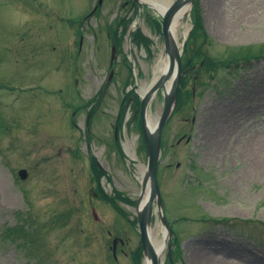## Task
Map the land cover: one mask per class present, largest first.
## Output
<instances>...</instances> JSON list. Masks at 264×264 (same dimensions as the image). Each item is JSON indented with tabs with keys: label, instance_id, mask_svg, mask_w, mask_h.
Masks as SVG:
<instances>
[{
	"label": "rangeland",
	"instance_id": "obj_1",
	"mask_svg": "<svg viewBox=\"0 0 264 264\" xmlns=\"http://www.w3.org/2000/svg\"><path fill=\"white\" fill-rule=\"evenodd\" d=\"M193 2L201 28L188 38L192 5L178 30L182 61L191 60L186 94L157 167L173 233L161 264H192L199 253L264 264V0ZM132 4L0 0V264H143L133 220L147 156L134 97L116 118L125 92L139 96L152 82L164 49L161 16ZM122 18L116 43L109 26L119 35ZM136 29L148 47L132 40ZM209 58L224 64L212 70ZM154 96L151 119L163 107ZM151 220L161 237L159 215Z\"/></svg>",
	"mask_w": 264,
	"mask_h": 264
},
{
	"label": "water",
	"instance_id": "obj_2",
	"mask_svg": "<svg viewBox=\"0 0 264 264\" xmlns=\"http://www.w3.org/2000/svg\"><path fill=\"white\" fill-rule=\"evenodd\" d=\"M134 1L137 2V0ZM191 1L193 0H174L173 2H171L169 8L165 10L162 16L161 34L163 36L165 54L169 59L170 66L167 72L165 74H162V76L155 82V84L152 85L149 91L141 98L140 115L143 126L142 128L145 135L144 138L146 140L145 148L147 149L148 163L141 182V194L136 202V221H138V231L140 233V241L143 247L142 251L144 255H148L150 257L151 264H158V258L155 256L150 245L149 226L151 222L150 219L153 214L154 203L156 204L157 211L161 215V199L156 178L160 138L163 126L165 125L175 107V94L178 88L177 84H179V78L181 75V51L178 49L177 44H175L176 42L170 34L172 26L171 22L173 21L176 13L185 5L191 4ZM111 75L112 73L110 74L109 78L111 77ZM168 81L171 82L169 85V89L166 92L165 85ZM159 89H163V110L161 115L158 116L159 118L153 130L150 131L146 123V110L152 98V95H154ZM20 174L22 177H25V171H21ZM147 187L149 189V196L140 206L141 199L143 198V194ZM161 220L163 225L167 228L166 220L164 218H162Z\"/></svg>",
	"mask_w": 264,
	"mask_h": 264
},
{
	"label": "bare ground",
	"instance_id": "obj_3",
	"mask_svg": "<svg viewBox=\"0 0 264 264\" xmlns=\"http://www.w3.org/2000/svg\"><path fill=\"white\" fill-rule=\"evenodd\" d=\"M139 4H143L148 6L149 8L153 9L155 11V14L158 16H162L165 10L168 8V5H170L172 0H138ZM191 9V5H185L182 7L175 15L171 26V35L174 41L179 43V34L178 30L180 26L182 25V22L184 21L185 16L189 13ZM188 29H184L181 36L186 37ZM178 46L181 48V45L178 44ZM164 55V54H163ZM159 56L157 59V62L154 67V78L152 82L149 85H144L140 88V95L145 94L153 85V83L156 81L158 77H160L162 74H164L168 68H169V59L166 55L164 56ZM169 89V83L166 85V92ZM225 116V113H219V116ZM156 124V120L153 118L147 117V126L150 131L153 130L154 126ZM149 196V189H146L144 194H143V199L142 203L147 199ZM161 230V237L155 236L152 231L149 229V240H150V245L152 247V251L154 252L155 256L160 259L162 262L163 259V254H164V249L166 248V231L163 229ZM195 263L192 261V264H226L224 262L218 261L215 258H211L207 255H203L199 253L195 258ZM150 257L148 255L145 256L143 264H151Z\"/></svg>",
	"mask_w": 264,
	"mask_h": 264
},
{
	"label": "trees",
	"instance_id": "obj_4",
	"mask_svg": "<svg viewBox=\"0 0 264 264\" xmlns=\"http://www.w3.org/2000/svg\"><path fill=\"white\" fill-rule=\"evenodd\" d=\"M197 6H196V4H195V2H194V5H193V9H194V19H193V23H194V27H193V29H192V31L190 32V35H189V38L190 37H193L194 35H196L197 33H199V31H200V28H201V24H200V15H199V13L197 12L198 10H197V8H196ZM119 21H121L120 23H121V25L120 26H122V28H123V30L121 31V33L118 35V31H117V29H116V27L112 30V28L109 26V30H111V31H113V33H112V37L114 38V41H116V43H120L121 42V39H122V36L121 35H123L124 34V32H125V29H126V26L125 25H127V23L129 22V20H127L126 22H125V19L124 18H122V19H120ZM119 23V24H120ZM159 26V25H158ZM158 28H160V26L158 27ZM131 37H132V40L135 42V43H137V44H139L140 42H142L145 46H149L150 45V42H149V40L148 39H146L143 35H141V32L139 31V30H136L132 35H131ZM249 55L247 54H245L244 56H243V58H239V60H243V59H245V61L247 60V59H249L250 57H248ZM246 57H248V58H246ZM235 60V61H234ZM237 60H238V58H234L233 60H231V61H234V63L235 62H237ZM190 59H187V60H183V73L185 72V70H187L188 68H189V63H190ZM206 64H207V68H209L210 67V69H214V68H216L217 66H219V65H222V64H224V62H217L216 60H212V59H207V61L205 62ZM185 75H183L182 77H181V79H180V87H179V89H178V92H177V104H180L181 103V101H183L184 100V97H185V92H184V88H185V82H186V79H185ZM133 95V96H132ZM134 97V99H133V101H134V105H135V107H138L139 105H140V102H139V98H138V96L137 95H135L134 94V91L131 89L129 92H127V93H125V97H124V99H123V102H122V110H121V114L119 115V118H117V119H119L118 121L120 122L123 118L122 117H124V111H125V107H126V105H125V102H126V100L129 98V97ZM91 165H92V169H93V171L95 172V174H96V176L98 177L99 175L101 176V175H103L104 173H103V171H101V169L97 166V164H96V161H94L93 159H92V163H91ZM99 176V177H100ZM99 177L97 178V180L99 179ZM121 199V198H120Z\"/></svg>",
	"mask_w": 264,
	"mask_h": 264
}]
</instances>
